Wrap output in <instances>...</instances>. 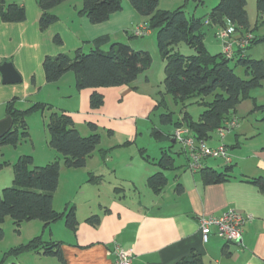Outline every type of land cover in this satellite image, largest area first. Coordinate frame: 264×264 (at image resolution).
I'll return each mask as SVG.
<instances>
[{
  "label": "crops",
  "instance_id": "1",
  "mask_svg": "<svg viewBox=\"0 0 264 264\" xmlns=\"http://www.w3.org/2000/svg\"><path fill=\"white\" fill-rule=\"evenodd\" d=\"M26 1L22 0L19 3L25 10L24 22L4 23L0 20V66L5 63L11 64L20 77L18 83L3 84L0 74V121L6 117V104L13 99H17L16 106L19 109H25L34 103L46 102L41 101V94L46 95L44 90H47V96L56 98L55 104L48 105L68 115L82 136L91 134L88 124H93L96 129L105 131L110 144L108 148H113L112 152L118 151L116 149H124L132 142L136 143L141 122L147 120L148 115L156 108V100L159 98L147 75L148 70L141 73L131 86L96 89L103 95V105L95 110L90 109L89 98L93 90L77 91L75 76L71 72L63 75L54 84L45 82L42 63L50 52L44 53L45 41L43 38L42 41L38 38L39 35L45 34L38 30L41 12L37 4H29L32 8L33 21L28 26ZM57 15L55 16L59 20ZM79 16L84 34H80L82 36L78 38L75 34L72 46H66L60 38L62 45L54 50L57 54L70 53L78 48L83 50L85 44L92 48L91 42L101 36H108L110 43H117L116 39L111 38L120 31L128 32L130 26L134 28L140 24L144 25L147 20L142 17L136 18L133 10H129L123 1L122 10L110 15L108 20L101 24H90L82 15ZM56 35L59 36V33ZM108 46L110 48L109 44L103 47L106 49ZM103 47H101L103 51H108ZM29 79L31 85L27 84ZM256 105L262 108L251 112L248 126L244 127L239 122L238 128L227 134L224 139L231 156L232 170L229 180L219 184L204 185L199 172H191L186 167L185 160L184 166L180 165L178 171H168L173 174L171 182L168 181L160 193L154 194L148 188L146 181L159 169L146 168L142 165L133 172L143 180L155 199L161 201L169 192L171 200L166 202V205L152 203L149 209L139 204L135 207L125 201V196L121 194L122 190L115 191L116 187H111L106 202L95 207V204H98L97 200L101 199L98 190L93 191L87 198L78 200L81 196L77 195L76 189L80 190L84 187L87 190L93 189L88 186L93 185L88 182L90 174L102 176L103 181L105 180L102 169L101 171L98 168L91 169L89 166L91 162L96 163L95 157L101 155L100 151H104L102 149H106L102 148L97 156L92 154L87 159L85 167L79 169L82 172H71L73 177L79 178L80 184L74 182L70 187L73 189L74 197L62 201V209L55 208L59 181L53 194L52 206L55 211L62 212L68 206L75 207L78 221L76 229L70 231L65 225L59 226L57 224L59 221L47 228H44L41 222L22 223L17 232L19 238L22 237L26 227L30 228L34 235L26 237L24 239L26 241H18L17 245L24 244L37 236H41L45 241L61 242L64 264H113V251L116 247L130 251L133 264H177L192 254L200 255L203 264H264V191L253 183L255 179L264 177V104ZM233 117L237 118L235 115ZM237 119L239 121V118ZM172 132L171 127L168 133ZM207 142L208 144L211 142L209 145L211 147L219 144L216 134ZM49 149L42 150L44 152L42 162L46 165L55 160L61 161L62 157L53 149ZM141 149L143 148L139 150ZM127 153V155L132 153L133 158L136 156L135 151L129 150ZM31 154L34 159L35 154ZM103 162L109 163V157L106 156ZM202 167L222 172L225 165L219 159H206L202 162ZM120 180L137 188L135 178L132 176ZM177 184L182 187L180 193L176 192ZM82 205L93 207L80 212ZM229 209L252 218V221L243 227L241 244H227L216 236L214 228L211 229L207 242H203L199 231V219L217 217ZM92 216H99L98 225L92 226L86 221ZM230 245L234 246V250H231ZM5 264L61 263L55 257L28 252L8 260Z\"/></svg>",
  "mask_w": 264,
  "mask_h": 264
},
{
  "label": "trees",
  "instance_id": "2",
  "mask_svg": "<svg viewBox=\"0 0 264 264\" xmlns=\"http://www.w3.org/2000/svg\"><path fill=\"white\" fill-rule=\"evenodd\" d=\"M69 0H37L41 15L39 29L47 30L57 22V17L51 10ZM131 9L140 17L146 18L144 25L156 34V42L159 54L164 61L163 92H158L156 108L163 104L164 96L171 95L176 103L182 105L181 120L172 122L171 113L162 114L160 121L173 128H186L193 138L200 141H208L212 134L223 123L235 115L236 107L250 98V92L261 87L264 81V62L247 59L245 51L256 42L254 37L243 52H238L232 59H226L220 52L210 55L203 42L201 32L204 24H214L224 27L230 23L235 31L249 32V22L246 12V0H218L215 7L208 14L207 21L195 17H186L184 8L189 2L200 5L202 0H184L181 7L174 11L159 10V0H127ZM82 6L79 15L85 16L90 24H101L108 20L110 15L122 10V0H81ZM256 13L264 22V0H256ZM26 18L24 7L12 3L5 5V0H0V20L4 23H19ZM54 41L61 44L59 36ZM184 43L195 51L193 56H184L175 51V47ZM110 45L108 51L101 47ZM92 48L88 53L81 48L74 51L73 57L59 54L56 57L46 56L42 63L45 82L56 83L66 73L75 76V88L77 91L92 89L89 98L91 109H98L103 105V95L96 91L100 88L131 86L136 78L146 71L151 64V57L146 51H135L122 43H110L108 36H101L91 42ZM236 61L241 69L243 77L235 74L229 66L230 61ZM212 95V101L203 102V98ZM196 98L203 111L197 120L186 112L185 104ZM17 99L6 104V116L12 120L11 130L0 138V147L3 145H17L21 140L28 138L25 131V118L34 112L49 111L46 124L48 132V145L61 157L63 165L68 169H81L86 161L100 144V136L96 126L88 124L91 134L84 137L74 127L72 119L64 112H56L52 106L45 103H34L26 109L16 106ZM162 102V103H161ZM255 102V100H254ZM262 108L253 104V111ZM19 124L22 132L13 131L14 125ZM156 141L167 139L173 141L172 133L164 134L162 131H151ZM173 144H176L173 141ZM167 151H161L160 159L156 162L159 171L147 178L146 184L154 193L158 194L166 186L168 179L165 175L168 171H178L181 166L174 165L171 147ZM101 158L105 161L107 151H101ZM144 156V150H140ZM177 155L187 159L183 150L179 149ZM2 165H0L1 169ZM231 165H225L222 172L211 168L202 167L198 170L204 185L219 184L230 179ZM60 176L59 161H53L45 166H33L31 156H21L14 165V178L12 187L0 191V224L6 218L12 220L16 232L22 223L39 221L44 228L60 220H65L68 230L74 231L78 225L75 207L68 206L64 211H55L52 206L53 194L58 187ZM102 176H88V182L99 184ZM261 191H264V177L254 180ZM121 189L116 188L115 191ZM182 187L176 186V192L180 193ZM99 216H92L86 221L96 226ZM4 237L0 229V240ZM229 244V243H227ZM61 242L45 241L41 236L34 237L24 244L11 247L6 251L0 264L14 259L24 253L34 252L43 256L55 257L61 264L64 260L61 254ZM226 250H224V253ZM226 255H228L226 253ZM177 264H203L198 254H192L187 259L180 260Z\"/></svg>",
  "mask_w": 264,
  "mask_h": 264
},
{
  "label": "rangeland",
  "instance_id": "3",
  "mask_svg": "<svg viewBox=\"0 0 264 264\" xmlns=\"http://www.w3.org/2000/svg\"><path fill=\"white\" fill-rule=\"evenodd\" d=\"M22 0H5V4L9 5L12 3L19 4ZM127 8L131 10V7L127 0H122ZM248 5L246 6V12L248 16V22H249V31H251L250 34H252L253 38H256V42L251 45L248 49H246L245 56L247 59L251 60H258L264 62V22L261 23V19L258 18L256 13V6H255V0H246ZM37 4V0H27V12H28V21L27 25L29 26L30 23H32V8L29 7V4L34 5ZM184 3V0H159L158 3V9L163 11H174L177 8L181 7ZM218 3V0H202V3L200 5H196L193 2H189L185 5L184 12L186 17H195L202 20V23L207 21L208 14L212 10L213 7H215ZM38 6V5H37ZM35 5V7H37ZM82 2L81 0H69L65 3H62L57 9H52L51 13L54 15H57L59 20L52 24L49 28V31H41L39 29L38 24V30L40 33L44 35H39L38 38L40 41H45L44 46V53L50 52L48 56L56 57L57 54L54 52L55 49L61 47L62 44H57L54 41V38L56 36V33H59L60 38L62 41H64L66 46H72V42L74 41L73 36L78 38V36H82L84 34L83 30L81 29V19L79 16V11L81 9ZM34 8V7H33ZM134 12V11H133ZM136 18H141L139 15H137L134 12ZM85 20L87 18L83 16ZM83 19V20H84ZM140 20V19H139ZM25 21V20H24ZM22 21V22H24ZM89 22V21H88ZM21 23V22H19ZM137 23V22H136ZM145 25V24H144ZM144 25L140 24L138 26H135L134 28H141L145 27ZM132 26L128 27V32H122L121 31L111 39H116L117 43H122L125 45H128L129 47H132L135 51H146L149 53L151 57V64L149 66L147 75L149 76L154 92L158 95V92H163V79H164V61L161 58L157 42H156V34L155 32H151L149 34V30L147 29V34L142 37L134 36V31ZM227 31L230 34V39L234 42H237L240 40V38H243L246 33L249 32H242V31H235L234 28L230 23H226L224 27H220L219 25H214L212 23L210 24H204L202 26L201 32L203 34V42L206 47L207 52L210 55H217L220 53L221 48V41L219 38V32L220 31ZM58 31V32H53ZM82 34V35H80ZM81 41V40H79ZM250 44V43H249ZM39 45V43H38ZM82 44H80L81 46ZM40 46V45H39ZM91 49V46L84 45L83 46V52L88 53ZM104 50H109V46ZM175 51L178 52L181 55L184 56H193L195 55V51L187 46L184 43H180L175 47ZM55 53V54H53ZM69 57H73L74 51L70 53H66ZM45 57V56H44ZM229 66L234 69V72L236 75H238L241 78L243 77V73L241 72V69L236 65V61H230ZM73 74V73H72ZM31 85L30 79L28 80V83ZM54 84V83H52ZM45 94H41L42 100L48 102L47 104H55L56 98L53 96H47V90H44ZM39 96V98H41ZM213 96L209 95L203 98V102H210L212 101ZM255 100V102H254ZM58 101V100H57ZM46 102H39V103H46ZM200 101L196 98L190 99L186 104V112L192 117L193 120H197L198 116L203 111V108L198 105ZM162 103V102H161ZM26 104V103H24ZM253 104H264V81L261 84V87L252 90L250 92V98L243 100L237 107L235 116L239 118V122L243 124L244 127H247L250 122V115L253 110ZM90 107V106H89ZM181 108L182 105L180 103H176L171 95H165L163 104H161L160 107L155 108L152 110V112L148 115L147 120L144 122L142 121L141 126L139 127L138 131V138L135 142H132L128 145V147H125L124 149H116L118 151L112 152L113 148H108L110 145L109 139L106 137V134L103 131L96 130L97 133L100 136V141L102 137V141L98 145L97 149L94 151L93 156H97L99 154L100 149L104 151H107V156L109 157V163L103 162L101 155H98L95 157L96 163L91 162L90 168L91 169H99L103 171L105 180L99 184V185H88L90 188H93L91 190H87L84 188L78 190L76 189V192H78L77 195H80L81 197L78 198H87L90 194H92L93 191L98 190L101 195V199L97 200L98 204H95V207H97L99 204H103L106 202V197L109 195V190L111 187L120 188L121 194L125 196V201L127 203L132 204L133 206H139L150 208V205L152 203H160L164 204L170 201L169 199V192L166 193V197H163V199L160 201L159 199H155L153 197L151 191L144 185V182L142 179L138 178L137 173L133 172L135 171V168H139L142 165L146 166V168H153L155 167L156 170H158L157 166L155 165L156 162L160 159L161 151L165 149L166 151L170 149L169 147L172 146L171 151L173 153V159H174V165L180 166L185 163V159L181 155H177L180 146L176 143L173 144L167 139H163L160 141H156L153 136L151 135V131H157L160 130L164 134H167L169 130H171V126L162 124L160 121V116L162 114L171 113V120L172 122H177L178 120H181ZM26 109V108H25ZM91 109V108H90ZM54 111L60 112V110L53 109ZM48 116L49 111L45 110L42 114V112L37 111L34 113L29 114L25 118V131L28 134V138L25 140H21L17 145H3L0 147V165H2L0 169V191L6 188L12 187V182L14 178V165L19 157L21 156H31L33 157L34 153V159H33V166H45V162H42L44 159V152L42 150L48 149L50 150L48 146V132L46 128V124L48 122ZM186 129V128H185ZM90 130V129H89ZM13 131H17V134H20L22 132V127L19 126V124H15ZM88 133V132H87ZM103 133V136H102ZM215 135V134H214ZM214 135L211 136L214 138ZM215 143L217 139H214ZM113 143V140L111 141ZM136 145H135V144ZM208 144V142H207ZM211 142H209L208 145H210ZM140 148H143L141 150H144V156H141ZM35 150V151H33ZM135 151L136 156L135 158L131 155H127V151ZM101 152V151H100ZM112 152V153H111ZM41 161V162H40ZM56 161V160H55ZM59 161V160H58ZM40 164V165H36ZM60 164V178H59V189L58 193L56 195V201H55V208L58 207V209H62V201L68 199L69 197H74V194H72V190L70 187L75 183L78 185L80 184V180L78 177H73V173L71 172H82L79 169H68L63 165L62 161H59ZM47 165V164H46ZM110 170H108V168ZM70 172V173H68ZM130 173V174H129ZM167 179L169 182L172 180L173 174L171 172L165 173ZM127 176H132L135 178L136 181V189L134 186H131L130 183H127L126 181L121 182L120 178H125ZM75 191V190H74ZM131 198V199H129ZM81 207V206H80ZM88 205H82L80 208L81 211H86L89 209ZM39 222V221H34ZM59 226L65 225V220H61L57 223ZM25 226V224L23 225ZM30 226V225H29ZM25 228V227H24ZM27 229H24L22 237L19 238L18 233L16 232V227L12 224V220L10 218H6L3 223L0 224V229H2L4 237L0 240V260L2 259L3 254L8 251L11 247H14L19 243L18 241H26V237H32L31 235H34L32 233V230L28 227ZM36 233V232H35ZM40 235V234H37ZM31 239V238H30ZM231 250H234V246L230 245Z\"/></svg>",
  "mask_w": 264,
  "mask_h": 264
},
{
  "label": "built area",
  "instance_id": "4",
  "mask_svg": "<svg viewBox=\"0 0 264 264\" xmlns=\"http://www.w3.org/2000/svg\"><path fill=\"white\" fill-rule=\"evenodd\" d=\"M134 36L142 37L147 34L144 27L134 28ZM221 53L226 59H232L238 52H243L252 41L253 36L246 33L239 41L234 42L230 39L227 31H220ZM239 126L237 118L232 117L225 121L223 125L215 132L219 144L211 147L207 141H196L191 133L185 128H177L172 132V139L183 150L187 159V168L191 172L202 168V162L206 159H219L224 165L231 164V156L228 148L224 144L227 134L236 130ZM252 221L251 216L242 214L236 210L229 209L217 217H204L199 219V231L203 242H207L211 229H215L216 236L229 244H241L243 227ZM113 264H133V258L130 251L116 247L113 251Z\"/></svg>",
  "mask_w": 264,
  "mask_h": 264
},
{
  "label": "water",
  "instance_id": "5",
  "mask_svg": "<svg viewBox=\"0 0 264 264\" xmlns=\"http://www.w3.org/2000/svg\"><path fill=\"white\" fill-rule=\"evenodd\" d=\"M0 74L3 84H15L20 82V77L15 72L11 64H3L0 66ZM12 128V120L10 117H5L0 121V138L4 137Z\"/></svg>",
  "mask_w": 264,
  "mask_h": 264
}]
</instances>
